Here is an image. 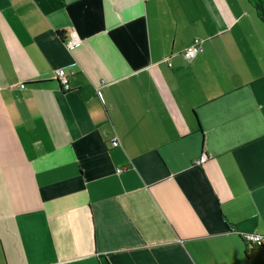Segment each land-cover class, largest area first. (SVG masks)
<instances>
[{
	"label": "crops",
	"instance_id": "crops-1",
	"mask_svg": "<svg viewBox=\"0 0 264 264\" xmlns=\"http://www.w3.org/2000/svg\"><path fill=\"white\" fill-rule=\"evenodd\" d=\"M246 233L264 235L250 0H0V264H264Z\"/></svg>",
	"mask_w": 264,
	"mask_h": 264
},
{
	"label": "built area",
	"instance_id": "built-area-1",
	"mask_svg": "<svg viewBox=\"0 0 264 264\" xmlns=\"http://www.w3.org/2000/svg\"><path fill=\"white\" fill-rule=\"evenodd\" d=\"M64 45L70 51L80 46L83 43V38L79 35V33L75 29H70L64 35ZM203 51V40L200 38H196L190 45H188L184 50L183 54L188 60L194 59L198 53ZM53 76L60 83L62 90L70 89V74L64 67L55 68L53 70ZM113 146H117L120 144L119 139L114 138L111 141ZM208 159V154L204 153L201 156L194 160V164L201 165ZM243 239L250 246L264 249V235L259 233H246L243 235Z\"/></svg>",
	"mask_w": 264,
	"mask_h": 264
},
{
	"label": "trees",
	"instance_id": "trees-1",
	"mask_svg": "<svg viewBox=\"0 0 264 264\" xmlns=\"http://www.w3.org/2000/svg\"><path fill=\"white\" fill-rule=\"evenodd\" d=\"M252 5L254 6L258 17L263 21L264 23V0H250ZM32 83V82H29Z\"/></svg>",
	"mask_w": 264,
	"mask_h": 264
}]
</instances>
